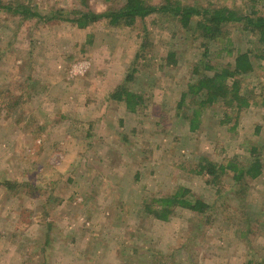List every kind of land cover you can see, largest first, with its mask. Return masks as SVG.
<instances>
[{
	"label": "rangeland",
	"instance_id": "374dc122",
	"mask_svg": "<svg viewBox=\"0 0 264 264\" xmlns=\"http://www.w3.org/2000/svg\"><path fill=\"white\" fill-rule=\"evenodd\" d=\"M171 1L264 14V0ZM123 3L0 0V264H264L259 35L229 21L203 41L200 16L186 27L159 12L111 24ZM79 14L99 17L79 26ZM239 50L255 62L238 76L248 106L182 98ZM123 86L140 95L135 110L112 98ZM255 157L260 174L241 182L198 171ZM177 190L209 207L154 217Z\"/></svg>",
	"mask_w": 264,
	"mask_h": 264
},
{
	"label": "trees",
	"instance_id": "16d2710c",
	"mask_svg": "<svg viewBox=\"0 0 264 264\" xmlns=\"http://www.w3.org/2000/svg\"><path fill=\"white\" fill-rule=\"evenodd\" d=\"M7 9L12 7L6 6ZM25 8V7H24ZM19 14H26L27 10L22 9L21 11L13 10ZM30 12V11H29ZM168 13L174 17H177L183 26L189 27L192 18H200L195 21L194 25L197 27V31L203 36V41H209L208 39L215 40L218 38L223 30L225 23L229 21L242 22L244 29L255 32L259 35L258 40L263 45L264 48V14H256V11L250 14H240L233 10H230L226 6H221L218 8L207 9L198 8L191 5H182L171 0H162V2L154 4L150 0H124L123 5L116 10H110L104 15L108 18L111 24H121V25H132L137 18L143 19L146 16L153 13ZM35 13L34 15H36ZM98 15H88L79 14L76 22L79 26H85L88 24L89 20H95ZM72 20V18H71ZM147 38L142 39L141 44L146 45ZM207 52V49L205 50ZM250 50H239L236 54L232 67H223L219 69H214L212 74H200L196 77L195 82L188 84L187 91L182 94V98L186 94H200L202 97L200 103L202 105L214 103L217 101H223L224 105L231 108L230 106H235L237 111L244 106H248L249 98L242 93L240 78L238 76L248 74L255 69V62L250 55ZM257 58L264 60V51L261 53L258 51ZM173 52H170V56ZM255 56V57H256ZM256 59V58H255ZM206 60L205 63H208ZM209 69L212 68L207 66ZM112 98L117 101H123L127 107L131 110H135L137 106L140 95L131 92L123 86V88H118L112 93ZM190 126L193 128L195 120H190ZM262 163L255 157L252 164L249 166H244L235 160L221 161L220 163H213L207 161L206 163L199 165V172L207 173L212 181L217 180V178L223 174H229L231 179L235 182H241L245 177L255 178L260 174V168ZM161 207L152 208L150 211L154 214V217L158 219H167V216L171 213V208L176 205H180L188 210L202 213L208 207V203L199 200H186L184 199V194L180 190L174 192L171 196L161 198Z\"/></svg>",
	"mask_w": 264,
	"mask_h": 264
}]
</instances>
